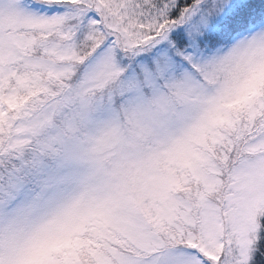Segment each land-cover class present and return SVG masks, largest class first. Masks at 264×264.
Listing matches in <instances>:
<instances>
[{
  "label": "snow or ice",
  "instance_id": "snow-or-ice-1",
  "mask_svg": "<svg viewBox=\"0 0 264 264\" xmlns=\"http://www.w3.org/2000/svg\"><path fill=\"white\" fill-rule=\"evenodd\" d=\"M0 264H264V0H0Z\"/></svg>",
  "mask_w": 264,
  "mask_h": 264
}]
</instances>
